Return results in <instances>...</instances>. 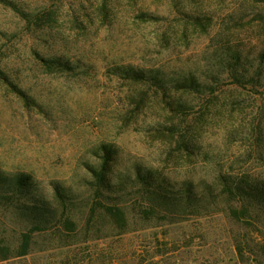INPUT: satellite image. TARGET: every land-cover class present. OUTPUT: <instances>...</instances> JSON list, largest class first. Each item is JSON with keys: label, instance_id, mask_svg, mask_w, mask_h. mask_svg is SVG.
<instances>
[{"label": "rangeland", "instance_id": "rangeland-1", "mask_svg": "<svg viewBox=\"0 0 264 264\" xmlns=\"http://www.w3.org/2000/svg\"><path fill=\"white\" fill-rule=\"evenodd\" d=\"M106 157L124 230L89 218ZM225 178L264 187V0H0V239L47 225L0 264H242L245 237L264 264V203L234 220Z\"/></svg>", "mask_w": 264, "mask_h": 264}, {"label": "trees", "instance_id": "trees-1", "mask_svg": "<svg viewBox=\"0 0 264 264\" xmlns=\"http://www.w3.org/2000/svg\"><path fill=\"white\" fill-rule=\"evenodd\" d=\"M237 55L234 53L231 55V58L233 60H237ZM50 66L60 68V69H68L70 70L72 67L69 64V61L62 60L61 58L58 59H52L51 63H49ZM231 67L234 66V63L230 65ZM238 81V80H237ZM190 84L192 86H196L198 84L193 79L190 80ZM186 85V84H185ZM110 158L106 157L104 159V162L102 164V167L100 170H93V175L95 178V186L97 187L94 194V200L93 204L90 208V217L93 218L101 213V211L104 212V215L108 216L111 221L119 228L124 230L129 223V220L127 218L126 210L117 204H105L102 201L98 200L97 197L101 194V188L104 185H107V178L108 173L110 172ZM154 175L150 173H142L138 172L136 180L141 183H149L154 180ZM23 176L17 177L15 180V188L21 189L22 185L24 184ZM225 188L224 193L227 197L231 199V201H241L243 204L239 208L238 206L231 205L228 208L229 215L236 221L243 222L244 224L251 225L253 222L251 221L250 216L252 215V211L255 209V201H258L259 203H264V187L254 185L253 183H249L248 181H244V179L237 180L235 178L224 179ZM245 184V185H244ZM57 195L62 199V203L64 204L65 201H63L64 196L62 195V190L58 187L56 188ZM151 194H154L153 196L163 202L165 201H171L175 202L179 201V197L177 196V192L173 189H167L163 188L162 186L158 185L156 187V190L151 191ZM184 197L186 198L187 202L186 205H190V203H193L196 201L197 196L195 195L193 189L191 186H187L184 189ZM28 207L26 206L25 209ZM153 211H155V208H152ZM48 211V208L44 205H34L30 207L29 214H38V216H42L43 212ZM145 211V209H144ZM37 216V217H38ZM41 219V218H40ZM64 224L66 228L68 229H74L75 228V222L70 220L69 218L65 219ZM47 228V225L45 223H37L33 225L31 228H29L26 231H22L18 237L17 245L13 247L12 245L6 243L5 241L0 239V262L10 260L12 258H20L26 256L31 249L32 242H33V234L36 231H45ZM253 247V251L256 246L255 244H252L248 238L244 239H238L235 241V257L239 263L246 264V262L249 261V255L248 252L245 249V246ZM247 246V247H248ZM264 249V248H263ZM252 254V252H250Z\"/></svg>", "mask_w": 264, "mask_h": 264}]
</instances>
